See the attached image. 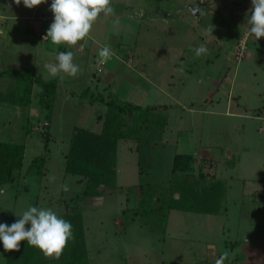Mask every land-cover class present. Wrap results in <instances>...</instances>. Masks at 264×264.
<instances>
[{
    "label": "rangeland",
    "instance_id": "1",
    "mask_svg": "<svg viewBox=\"0 0 264 264\" xmlns=\"http://www.w3.org/2000/svg\"><path fill=\"white\" fill-rule=\"evenodd\" d=\"M50 5L29 9L0 0V73L33 67L34 77L59 82L47 121L41 88L27 89L31 75H0V141L26 146L25 167L0 187V223L11 225L29 206L59 217L77 207L91 264H214L224 251V264H264V37L248 35L251 0H112L115 16L101 15L90 38L71 47L44 40L54 19ZM204 41L208 54L196 57L193 49ZM104 46L114 55L100 63ZM59 51L73 52L75 78L47 72ZM30 92V105L10 102ZM91 94L152 105L167 124L152 146L145 138L119 141L114 181L97 188L95 182L86 195L94 173H67L65 165L77 127L104 128L108 105ZM132 113L123 116L125 126ZM188 152L194 161L183 179L223 181V212L176 209L166 224L160 215L139 213L144 183L158 189L159 202L180 195L171 185L172 165L175 154ZM40 155L42 174L26 175ZM7 253L0 242V264Z\"/></svg>",
    "mask_w": 264,
    "mask_h": 264
},
{
    "label": "trees",
    "instance_id": "2",
    "mask_svg": "<svg viewBox=\"0 0 264 264\" xmlns=\"http://www.w3.org/2000/svg\"><path fill=\"white\" fill-rule=\"evenodd\" d=\"M31 68L33 67L15 71L6 70L0 73V75L7 73L18 78L31 75L27 89L31 91L35 84L39 85L41 88L39 93L40 100L48 110L47 121H50L59 82L56 80L45 81L40 77H34L35 72L33 71V74H31ZM91 96L94 99L93 101H95L96 97H101L102 101H105L104 96L101 94L98 96L91 94ZM19 97V101L11 99L10 102L14 104L21 103L26 106L31 104V92L28 95H19ZM13 98H15V95ZM105 103L108 105V109L103 130L97 133L87 128L77 127L76 132L72 135L70 150L66 158L65 170L67 173H81L88 177L94 173L92 175L95 176V181L91 176L89 177L85 189L86 195L94 193L92 187L95 182L96 185L94 186L97 188L104 181L110 182L111 179L114 181V177L117 175L116 159L118 158L119 141L125 139L132 140L133 138L142 140L145 138L146 144L152 146L151 141L153 138H158L157 128L161 126L163 129L167 124L154 113L152 105L143 106L131 101L121 100L118 97L112 98L109 101L107 100ZM129 111L133 112L132 118L134 121L131 125L125 126L127 121H122V119L125 114H127V117L130 116ZM150 115L153 119L149 118ZM42 134L45 137V146L48 147L50 141L48 128ZM153 147L157 146L153 143ZM25 152L26 146L23 143L0 141L1 188L7 184H11L17 176V172L25 167ZM193 159L194 155L192 152L177 153L174 156L171 185L173 189L179 191L180 195L178 197H174L171 194L167 201L159 202L157 198L158 189L148 183L142 184L138 198L141 201L138 212L144 216L152 214H155V216L160 215V218L164 219L165 224L168 222L169 213L176 209L206 214H219L223 212V200L226 195V186L223 181L214 180L213 182L210 181V183L204 184L200 183L196 178L195 182L188 181L189 178L185 179L188 182L183 179L181 173L192 170ZM45 161V155L34 158L27 168L26 175L36 176L42 174ZM141 163L144 164V157ZM33 167H35L34 170L32 169ZM139 172L140 174H144L140 168ZM145 206H148L150 209ZM61 218L71 222L74 239L68 242L67 247L58 260L46 258L39 249L28 246L25 240L20 243L19 251H9L7 253L5 264H91L85 244L84 219L80 209L76 207L73 212L63 214Z\"/></svg>",
    "mask_w": 264,
    "mask_h": 264
},
{
    "label": "clouds",
    "instance_id": "3",
    "mask_svg": "<svg viewBox=\"0 0 264 264\" xmlns=\"http://www.w3.org/2000/svg\"><path fill=\"white\" fill-rule=\"evenodd\" d=\"M21 2L26 8L32 9L47 3V0H15L17 5ZM251 4V15L247 20L248 35L259 40L264 37V0H251ZM198 9L199 7H196L193 11ZM50 11L54 19L44 40H50L54 45L65 44L69 47L90 38L91 30L101 15L105 18L115 16L112 0H51ZM114 22L119 23V20ZM193 51L196 57L206 56V42H201ZM113 55L110 47L104 46L98 52L99 62L106 63ZM55 61L45 65L52 77L75 78L80 71L79 66L74 63L71 51L57 52ZM54 179L49 177V180ZM60 187L65 192L69 191L67 184ZM3 194V189H0V195ZM26 225H30V228H26ZM73 239L71 222L59 217L51 208L29 206L11 225L0 223V242L5 252L19 251L20 243L26 240L28 246L39 249L46 258L58 260L68 242ZM228 256L229 253L224 251L214 264H224Z\"/></svg>",
    "mask_w": 264,
    "mask_h": 264
}]
</instances>
